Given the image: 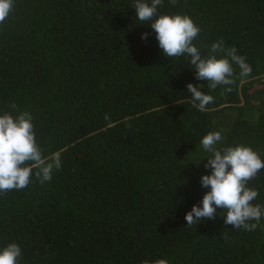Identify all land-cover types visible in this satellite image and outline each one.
Wrapping results in <instances>:
<instances>
[{
	"label": "trees",
	"instance_id": "1",
	"mask_svg": "<svg viewBox=\"0 0 264 264\" xmlns=\"http://www.w3.org/2000/svg\"><path fill=\"white\" fill-rule=\"evenodd\" d=\"M132 2L15 0L0 24V114L30 113L44 156L61 153L51 181L0 192V249L15 242L18 264H264V217L254 231L225 224L220 208L184 219L209 190L208 132H221L217 148L243 144L264 160V0L158 6L193 20L203 57L222 38L246 58L251 74L233 63L234 83L214 90L189 56L163 55ZM188 83L214 97L206 111ZM248 187L264 205V169Z\"/></svg>",
	"mask_w": 264,
	"mask_h": 264
},
{
	"label": "clouds",
	"instance_id": "2",
	"mask_svg": "<svg viewBox=\"0 0 264 264\" xmlns=\"http://www.w3.org/2000/svg\"><path fill=\"white\" fill-rule=\"evenodd\" d=\"M163 0H133L135 16L139 21H151L150 27L155 31L158 46L166 57L187 55L194 66L196 79L206 80L210 90L218 85H232L234 80L233 63L238 65L240 76L251 74L252 68L246 58L237 55L235 47L225 48L223 39L211 45L210 53L203 57L193 40L199 34V27L188 15L157 14L158 6ZM175 4L176 0H171ZM15 0H0V24H3L14 9ZM155 18V19H153ZM143 33L141 39L147 38ZM203 85L188 83L186 88L191 93L192 106L201 112L214 102V97L205 94ZM225 91H231L226 88ZM11 108L17 106L12 104ZM223 139L220 131H211L203 136L200 143L204 151L211 153L206 158L205 168L211 172L201 175L200 184L209 190L205 192L200 205H193L185 213L187 225H196L204 218L214 219L217 208L223 209L224 223L232 228L254 231L264 217V205L254 204L258 191L248 187L261 169L264 160L251 147L237 144L217 148ZM61 167V153H51L45 157L36 141L33 131L32 116L20 112L13 116L9 112L0 114V192L26 188L33 175L41 184L51 181L52 173ZM35 170V171H34ZM254 221V222H252ZM21 248L9 243L0 249V264H18ZM141 264H169L166 259L155 261L143 260Z\"/></svg>",
	"mask_w": 264,
	"mask_h": 264
}]
</instances>
